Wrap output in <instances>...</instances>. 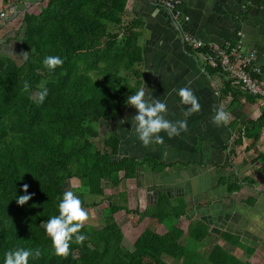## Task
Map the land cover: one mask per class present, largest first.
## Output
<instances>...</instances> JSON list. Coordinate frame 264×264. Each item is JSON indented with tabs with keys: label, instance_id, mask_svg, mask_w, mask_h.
Returning <instances> with one entry per match:
<instances>
[{
	"label": "trees",
	"instance_id": "trees-1",
	"mask_svg": "<svg viewBox=\"0 0 264 264\" xmlns=\"http://www.w3.org/2000/svg\"><path fill=\"white\" fill-rule=\"evenodd\" d=\"M25 1L2 0L5 10L11 5L21 13L14 38L23 58L19 63L0 51V258L20 244L41 249L42 255L29 264H170L163 256L180 264H251L218 243L208 253L201 250L210 231L203 220L191 221L186 231L173 226L159 233L166 218L178 221L188 212L184 199L177 202L160 193L154 205L141 210L126 204V193L119 194L124 203L106 193L140 170L162 172L168 166L150 157L117 159L120 137L115 132L102 144L98 140L100 123L120 115L127 96L141 86L140 29L127 18L128 0ZM46 55L60 56L63 64L49 70L42 63ZM208 72L216 70L208 67ZM41 86L48 89L42 103ZM263 123L264 118L252 121L257 131L251 136L258 138ZM73 178L79 180L74 191L83 204L87 194L101 197L91 205L106 202L103 222L98 229L84 225L86 240L71 243L67 255H56L42 223L58 214L59 198ZM246 181L253 183L234 175L222 180L228 191ZM25 184L32 195L21 205L15 198L26 194ZM119 211L138 214L137 220L132 216L134 225L150 218L131 247L116 220ZM220 236L249 255L255 252L239 235Z\"/></svg>",
	"mask_w": 264,
	"mask_h": 264
},
{
	"label": "crops",
	"instance_id": "crops-1",
	"mask_svg": "<svg viewBox=\"0 0 264 264\" xmlns=\"http://www.w3.org/2000/svg\"><path fill=\"white\" fill-rule=\"evenodd\" d=\"M179 7L189 17L185 27L204 42L235 40L237 32L243 31L244 52L254 53L255 64L264 71V0H180ZM7 16L0 20V51L19 53V40L14 37L20 29L21 13ZM127 18L139 23L141 86L166 101L168 119H185L188 126L172 137L161 132L162 143L144 145L131 128L132 117L138 112L134 106L127 105L116 118L100 123L98 138L111 132L120 137L117 159L150 157L168 165L162 172L140 170L137 177L124 179L117 197L126 193V204L141 210L154 205L160 193L173 201L184 199L189 210L178 220L179 227L184 229L182 219H188V224L203 220L210 226L203 244L214 237V243L242 260L264 264V123L258 138L251 136L257 131L252 121L264 118V101L228 82L225 75L205 70L192 51L184 48L165 10L152 1L128 0ZM185 86L194 91L201 105L188 115V105L181 104L178 96V89ZM219 107L230 114L227 123H214L212 117ZM230 175L253 183L242 182L239 189L228 191L222 180ZM157 231L163 234L167 230ZM222 232L239 235L255 252L249 255L235 248L221 238Z\"/></svg>",
	"mask_w": 264,
	"mask_h": 264
},
{
	"label": "clouds",
	"instance_id": "clouds-1",
	"mask_svg": "<svg viewBox=\"0 0 264 264\" xmlns=\"http://www.w3.org/2000/svg\"><path fill=\"white\" fill-rule=\"evenodd\" d=\"M42 63L49 69L54 70L58 65L63 64V59L58 55H46ZM30 84L25 81L23 89L28 90ZM48 94L47 87L41 86L38 93L39 102H43ZM180 103L188 105L185 115L198 111L201 107L197 96L190 87L178 89ZM35 99V96L32 97ZM126 103L134 106L138 112L132 117V127L143 142L149 145L152 142L162 143L161 132H166L169 137L178 135L182 130L187 129V120L177 119L175 121L167 118L168 104L160 98H155L151 93L146 92L143 86L138 87L131 95L127 96ZM230 114L223 108L215 109L212 117L214 123H227ZM25 193L17 195L16 200L23 205L31 198L27 193L28 185L24 186ZM58 214H53L42 223L48 236L51 237L52 246L56 255H67L70 251V244H82L86 238V233L81 229L85 221L89 219V211L83 206L82 200L71 187L65 189L58 201ZM42 255L41 249L37 247H25L15 245L3 252L0 264H29L30 259L36 260Z\"/></svg>",
	"mask_w": 264,
	"mask_h": 264
},
{
	"label": "built area",
	"instance_id": "built-area-1",
	"mask_svg": "<svg viewBox=\"0 0 264 264\" xmlns=\"http://www.w3.org/2000/svg\"><path fill=\"white\" fill-rule=\"evenodd\" d=\"M150 1L165 10L173 28L178 32L184 48L192 51L195 58L204 64V69L208 67L215 69L217 73L225 75L245 93L259 97L264 101V71L255 64L254 53L246 54L244 52L243 31L237 32L235 40H225L221 43L204 42L185 27L189 17L183 15L179 7L180 0ZM7 10L14 14L18 13V8L10 5L6 10H0V20H5L7 14H10Z\"/></svg>",
	"mask_w": 264,
	"mask_h": 264
},
{
	"label": "rangeland",
	"instance_id": "rangeland-1",
	"mask_svg": "<svg viewBox=\"0 0 264 264\" xmlns=\"http://www.w3.org/2000/svg\"><path fill=\"white\" fill-rule=\"evenodd\" d=\"M12 49L16 50V48H12ZM18 50H19V53L12 52V56L19 63H21L22 58H23V54L20 51V48ZM102 135H103V133H101V136ZM100 139L103 141V138H98L100 144H102ZM78 185H79V180L73 178V179L68 181L64 190L71 187L74 191V189L76 187H78ZM124 188H128L127 184H125ZM118 190H119V188L115 187L113 189H108L106 193L107 194L114 193L113 194L114 195L113 200H115L119 203H124L120 197L119 198L117 197V191ZM100 199H101V197H92V196H89L88 194L85 195L83 206L88 209L90 215H89V219L87 221H85L84 225H86L90 228H97L98 229L102 226L103 208L105 207L106 202L101 203L100 205H97V206L91 205L92 203H95V202L99 201ZM132 208H137V207L132 206ZM133 215H134V218L136 220L139 219L138 214H126L124 211H120V212L115 214L116 220L118 221L119 225L121 226V228L125 234V242H126L127 246H130V247L132 246L135 239L138 237V235L141 233V231L147 226V223H148L147 220H145L143 218L140 222H138L139 220L137 221L138 224L134 225L135 223L133 222V219H132ZM187 222H188V219H184V220L182 219L181 223H180V225L185 230L187 229V224H188ZM178 224H179V221H177L174 217H169V218L165 219L163 224L158 225L157 230L164 231L165 228H166V230H169V229H172L173 226H178ZM213 236H214V234H213ZM213 236H210V237H213ZM214 241H215L214 237L212 240H208V241L206 240V242L203 244V246H204L203 251L208 253L210 248L214 244ZM229 247H231V246L229 245ZM233 250H234V248H233ZM163 257L170 264H180L181 263V261L173 259L170 256H163Z\"/></svg>",
	"mask_w": 264,
	"mask_h": 264
}]
</instances>
